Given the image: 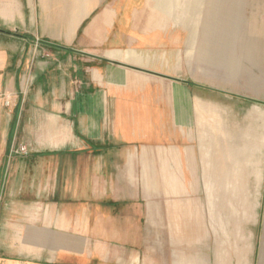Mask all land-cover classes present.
<instances>
[{"label":"crops","instance_id":"obj_1","mask_svg":"<svg viewBox=\"0 0 264 264\" xmlns=\"http://www.w3.org/2000/svg\"><path fill=\"white\" fill-rule=\"evenodd\" d=\"M169 3L0 0V264H181L209 233L194 191L202 124L238 140L216 161L229 168L264 111L248 71L220 80L196 65L208 17L195 7L175 25ZM225 21L226 49L244 60L255 44L251 88L264 90V0L231 4Z\"/></svg>","mask_w":264,"mask_h":264},{"label":"rangeland","instance_id":"obj_2","mask_svg":"<svg viewBox=\"0 0 264 264\" xmlns=\"http://www.w3.org/2000/svg\"><path fill=\"white\" fill-rule=\"evenodd\" d=\"M244 2L245 0H170V3L165 6L167 10L163 11L169 14L170 22L175 25L178 17L182 21L192 22L195 7L198 9V15L207 16L208 20L204 21L205 25L200 33L202 42L195 44L197 46L196 65L207 72H214L217 69L220 80L227 78L230 71L234 74L236 70L240 71L242 68L245 72L248 71L250 104L264 111V100L260 97L264 95V90L255 91L251 88L252 85L261 87V83L256 80L258 74L256 65L262 59L255 57L252 53L256 48L253 46L255 44L249 43L248 57L244 56L242 60V57L231 49H226L227 45L231 47V44L224 41L227 8L233 4L236 9ZM154 5L158 6L156 3ZM234 47L236 49L235 44ZM244 89L247 91V88ZM253 118L258 119L256 116ZM252 125L257 128V134H250L249 154L235 153L231 158L228 156L231 162L227 165L229 168H225L226 161L223 164L216 163L217 158L226 159V143L231 146L234 142L235 146L238 140L225 138L224 124L212 123L211 128H207V124H202L203 142L200 148L202 165L199 164L201 170L198 171L197 186H194V191L202 198L207 196L209 200L206 198L199 207L204 216L203 230L206 232L207 229L209 233L203 234L201 242L194 244V249L186 245L185 249L181 250L183 252V258H179L181 264H264V140L261 137L264 134V120L259 124L254 121ZM240 143L241 139H239ZM219 166L224 168L216 169ZM225 182L227 185L222 186L221 183ZM185 194L193 197V187H190ZM225 194H232V199L229 201L225 199ZM197 206H199L198 203ZM226 206L233 209V233H228L225 229L222 212H226ZM210 213L216 216L209 218L208 215L212 216ZM211 227L217 230V233L223 231L222 234L214 235V249L215 247L217 249L214 252L210 250ZM241 242H244L248 251L244 249L245 246L244 250L242 249ZM233 245L235 254L231 249Z\"/></svg>","mask_w":264,"mask_h":264},{"label":"built area","instance_id":"obj_3","mask_svg":"<svg viewBox=\"0 0 264 264\" xmlns=\"http://www.w3.org/2000/svg\"><path fill=\"white\" fill-rule=\"evenodd\" d=\"M12 103H13L12 96L11 95H5L4 96V101H3L4 106L5 107L11 106ZM15 151L25 153L26 152V148H25V146L20 145V146H18V148L15 149Z\"/></svg>","mask_w":264,"mask_h":264}]
</instances>
